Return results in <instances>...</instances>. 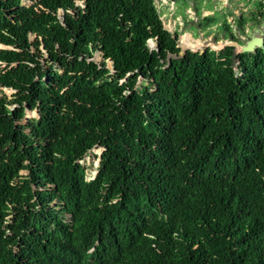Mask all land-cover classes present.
Instances as JSON below:
<instances>
[{"label":"trees","instance_id":"16d2710c","mask_svg":"<svg viewBox=\"0 0 264 264\" xmlns=\"http://www.w3.org/2000/svg\"><path fill=\"white\" fill-rule=\"evenodd\" d=\"M168 2L0 0V264H264V0Z\"/></svg>","mask_w":264,"mask_h":264},{"label":"rangeland","instance_id":"374dc122","mask_svg":"<svg viewBox=\"0 0 264 264\" xmlns=\"http://www.w3.org/2000/svg\"><path fill=\"white\" fill-rule=\"evenodd\" d=\"M215 1L217 3H219V4H221L223 8L232 7V8H234L235 11H238L239 9H246L250 5V1L251 0H235V3H232V4H231V0H228V2L226 4H222V3L218 2L217 0H215ZM157 6H158V8L161 11L162 20L164 22L165 27L170 32H172L174 34L177 30H179L178 23H179V19H180L179 14H176V17H174V15H175L174 13L176 11V7H175L174 3L173 2H168V0H157ZM187 11L188 12H191V9L188 8ZM210 12L211 11H205V14H208ZM229 19H232V17H230ZM252 33L250 35V39H245V43H244V45H242L243 47L249 48V42L255 37V36L253 37V34ZM183 34H189L190 35V38L192 39L193 42L200 43V47L195 50V51H199V52H201L202 50H204L207 47H211V48H213L215 50H220L222 47L225 46L226 43L229 42V41H226V42L219 41L218 43H215L213 41V39H211V37H208L207 39H204L203 36H201V35H193L191 32L185 31L184 33H182L179 36L178 46H179V43H180V40H181V36ZM230 44H233L234 47L237 48L239 51L242 50L234 42H232ZM149 45L151 47H155L153 41H149ZM179 49H180V53L181 52H185L187 50H193V49H186V50L183 51L180 46H179ZM99 59H100L99 57L96 58L97 61ZM7 92L10 93V90H7ZM36 115L37 114H36L35 111L27 110V114H26L27 117L36 116ZM101 151H102V149L99 148V147H96V148H93L92 149V153L93 154L95 153L97 155H99L101 153ZM83 162H84L85 165L89 166L90 163L92 162V156H87L86 159H85V161H83ZM98 163H99L98 159L93 160L94 167H96L98 165ZM94 169H91V168H88L87 169V171L89 172V176H91V173L90 172L95 171ZM22 173L23 174H26L27 171L24 170V171H22Z\"/></svg>","mask_w":264,"mask_h":264},{"label":"water","instance_id":"95a60500","mask_svg":"<svg viewBox=\"0 0 264 264\" xmlns=\"http://www.w3.org/2000/svg\"><path fill=\"white\" fill-rule=\"evenodd\" d=\"M258 31H262V35H261V37H260L261 39H260V42H259L258 46L256 45L254 48H245V47H243L242 45H240V44H238V43H235V44L238 45V47H240L242 50L239 51L237 48L234 47V52H233L232 57H231L233 66H236V65L238 64V62H237V55H238L239 52H245V51H247V52H255L256 49H257L258 47H263V46H264V41H263V38H264V28L257 27L256 29H254V30H253V33H252V34H253V37L255 36L256 33H258ZM230 43H232V42H228V43H226L225 45H228V44H230ZM232 45H233V44H232ZM151 48H153V49H157L156 47H151ZM157 50H158V49H157ZM192 51H195V50H192ZM202 51H204V50H202ZM202 51H201V52H202ZM185 52H186V51H185ZM185 52H181V53H179L178 56H183V55L185 54ZM170 57H172V55H171ZM169 63H170V58L168 59V64H169Z\"/></svg>","mask_w":264,"mask_h":264},{"label":"built area","instance_id":"2783aa9c","mask_svg":"<svg viewBox=\"0 0 264 264\" xmlns=\"http://www.w3.org/2000/svg\"><path fill=\"white\" fill-rule=\"evenodd\" d=\"M87 157V156H86ZM86 159V158H85ZM84 159V160H85ZM84 160H80V162L84 163L83 161ZM91 173V176H89V172L87 173V176H88V179H92L94 177V175L96 174V171H93V172H90Z\"/></svg>","mask_w":264,"mask_h":264}]
</instances>
